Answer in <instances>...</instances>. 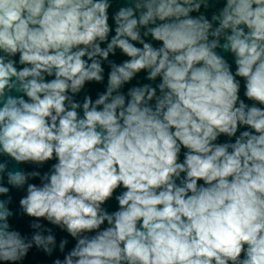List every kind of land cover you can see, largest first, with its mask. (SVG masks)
Wrapping results in <instances>:
<instances>
[{
	"label": "clouds",
	"instance_id": "clouds-1",
	"mask_svg": "<svg viewBox=\"0 0 264 264\" xmlns=\"http://www.w3.org/2000/svg\"><path fill=\"white\" fill-rule=\"evenodd\" d=\"M33 250L264 264V0H0V264Z\"/></svg>",
	"mask_w": 264,
	"mask_h": 264
},
{
	"label": "water",
	"instance_id": "water-1",
	"mask_svg": "<svg viewBox=\"0 0 264 264\" xmlns=\"http://www.w3.org/2000/svg\"><path fill=\"white\" fill-rule=\"evenodd\" d=\"M122 2V0H121ZM116 10V4L114 3V6L112 9H110V14L112 12H114ZM110 24H112L113 22L111 21L110 19ZM114 34V33H113ZM116 59L120 60V59H124V57H121L119 56V54L117 55ZM231 59V58H229ZM143 75V73L141 74V76ZM87 90L93 95V98H95V94L97 91H102L103 90V86L101 85H96V84H90L87 86ZM227 138L226 137H220V141L223 142L224 140H226ZM51 162H49L50 164ZM49 165H46L45 166V169L44 170H47ZM25 167H29V166H25ZM29 170L30 167H29ZM38 182V181H37ZM14 195L16 196L17 200L19 198L20 195H22V193H14ZM107 207L109 208V210H115V208L117 207L116 205V202L114 200L112 201H109ZM29 218L27 217H24L23 219H18V220H15L13 221V223L15 224L16 227H18L20 230H22L23 232H28L29 231V228H28V224H29ZM46 223V222H45ZM50 226V225H49ZM54 232L56 233L57 235V240L59 241V239L61 237H64L66 236V233L64 232H61L59 229L57 228H54ZM71 239V238H69ZM72 244H74V241L69 245V247L72 246ZM46 260L47 258L43 256V254L41 253H37L35 252V250H33V252L30 254L29 258H28V262L27 264H46Z\"/></svg>",
	"mask_w": 264,
	"mask_h": 264
}]
</instances>
